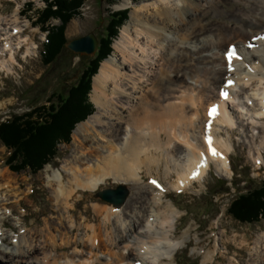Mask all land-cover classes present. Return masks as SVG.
Segmentation results:
<instances>
[{
    "label": "bare ground",
    "instance_id": "bare-ground-1",
    "mask_svg": "<svg viewBox=\"0 0 264 264\" xmlns=\"http://www.w3.org/2000/svg\"><path fill=\"white\" fill-rule=\"evenodd\" d=\"M122 4L128 5V1ZM226 5L230 9L223 10ZM208 14L223 17L210 26L203 22ZM26 25L19 20V11L10 18L0 12V72L13 71L23 47L26 54L32 52ZM114 47L117 55L104 59L93 76L91 97L96 109L75 127L67 167L52 169L51 174L49 165L45 170L54 185L55 211H62L60 215L64 210L74 214L78 194L88 199L110 178L134 191L123 207L112 202L95 205L102 224H96L98 216L85 219L90 224L76 241L72 236L81 223L72 217H66L65 224L47 220L45 229L15 230L10 238L9 231L2 228L10 226L3 219L7 211L0 208V254L4 256L0 261L171 264L187 242L188 232L176 235L178 210L164 197L170 190L201 181L212 165L219 175L229 176L234 144L230 135L224 139L217 132L243 127L249 153L262 162L264 0L145 2L130 11ZM231 48L238 58H233L229 70L226 53ZM221 91L228 94L226 99ZM212 105L217 106L214 113L209 111ZM203 108L204 115L200 113ZM209 138L216 155L209 152ZM169 149L185 152L183 160L173 166L166 163L162 179L153 176L144 183V169L152 174L153 166L161 164ZM4 175L0 174V185L7 179ZM25 220L23 213L16 222ZM71 245L74 250L70 253L50 251ZM254 254L253 262L264 264V233L258 236ZM206 257L211 260L212 252Z\"/></svg>",
    "mask_w": 264,
    "mask_h": 264
},
{
    "label": "rangeland",
    "instance_id": "rangeland-1",
    "mask_svg": "<svg viewBox=\"0 0 264 264\" xmlns=\"http://www.w3.org/2000/svg\"><path fill=\"white\" fill-rule=\"evenodd\" d=\"M127 1L128 5L124 6L123 0H86L80 8V14L72 18L67 24L66 38L69 41L92 31L101 37L105 35L110 14L116 10L127 9L125 20L117 26V34L112 37L111 54L107 56L117 55L114 42L118 38L122 26L127 22L130 11L133 8H140L141 4L145 2L154 0ZM45 6L46 0H0L1 14L10 18L12 14L14 15L19 11V20L21 23L27 24V33L32 40V52L26 54V47H23L17 55L19 62L15 63L13 71L3 69L0 72V121L13 115L31 111L35 106L47 105L50 103V99L58 100V94L67 93L68 87L77 82L87 63L84 56L88 55L75 53L68 47H65L53 62L44 63L40 51L46 39L47 31H43L40 25L35 24V22L38 11ZM225 8L230 9L228 5L223 10ZM206 17L203 22H210L209 25L213 26L218 24L223 16L208 14ZM47 24L60 25L62 21L52 17ZM96 53L92 56H95ZM6 57H9L7 52ZM103 60L100 61V65ZM91 91L90 89L88 99L93 105V113L96 105L92 100ZM204 112V108L200 109L201 114L204 115ZM91 114L82 121H85ZM82 121L74 125L68 141L61 140L58 142L56 155L37 171L31 167H25L19 171L12 170L7 164L11 149L4 145L0 139V174L3 172L6 175L4 177L7 178L0 185V208L7 211V215L3 219L10 224V226H3L2 228L9 231L10 238L11 235H14L15 230L21 229L29 232L34 229H45L47 220L57 224H65L66 217H72L76 223H81L72 236V240L76 241V239L81 238L83 231L90 224L85 219L98 216L99 219L96 224H102L103 217L98 214L95 205L106 206L110 202L98 196L97 192L106 188H116L119 184L124 183L116 182L114 178H110L107 184H103L99 189L92 191L90 198L83 199L78 194L74 214H69L67 210H64L63 214L60 215L62 211H55L58 207L53 198L54 185L48 180L45 170V167L49 165L51 168L49 173L51 174L52 169L64 170L67 167L68 156L74 146L73 131L77 124ZM200 124H205L204 119L201 120ZM245 133L243 127H234L231 130L226 128V130L217 132L218 135L222 134L224 139L230 137L234 144L233 150L229 154L231 173L228 174V177L219 175L212 165L208 174L201 181H196L185 189L170 190L166 193L164 200H171L178 210L176 235L188 232L187 242L177 250L171 264H256L253 262V259L257 257L254 254L255 245L258 236L264 233V215H261L259 221L242 222L234 218L229 212L230 203L238 193L246 192L264 180V151H262V162L255 161L249 153L248 144L245 142ZM258 143L259 141L255 140V144ZM166 152L162 156L161 164L153 166L152 174L144 169V183L150 182L153 176L162 179L166 163L173 166V164L181 162L185 153L171 152L170 149ZM174 179L171 177L170 180L173 181ZM221 180L226 181V183L223 185ZM126 186L129 190L127 201L134 189L130 188V185ZM224 186L229 187V191H223ZM23 213L26 214V220L17 223L16 219ZM26 222L28 226L25 225ZM7 246L12 248L13 244ZM73 250L74 245L67 249L59 251L51 249L50 251L61 255ZM208 252L213 254L211 260L206 259ZM98 254L100 256L106 255L103 252ZM0 258L4 259V256L2 257L0 254ZM0 264L8 263L0 261Z\"/></svg>",
    "mask_w": 264,
    "mask_h": 264
},
{
    "label": "trees",
    "instance_id": "trees-1",
    "mask_svg": "<svg viewBox=\"0 0 264 264\" xmlns=\"http://www.w3.org/2000/svg\"><path fill=\"white\" fill-rule=\"evenodd\" d=\"M86 0H46V6L38 11L35 24L47 31L43 42L41 57L45 64L53 62L66 47L67 24L80 14ZM31 4V3H30ZM127 9L116 10L110 14L105 35L99 38V49L95 56H84L87 63L76 83L68 87L65 94H58V100L49 104L35 106L31 111L13 115L0 121L1 142L11 149L7 158L12 170L19 171L31 167L37 171L49 163L56 155L59 141H68L74 125L84 120L93 111L88 99L92 90L93 76L98 72L100 61L111 54V40L117 34V26L126 18ZM52 17L62 21L60 25L47 24ZM223 185L226 181H222ZM229 191L224 186L223 191ZM230 214L242 222L259 221L264 215V180L259 185L240 192L229 206Z\"/></svg>",
    "mask_w": 264,
    "mask_h": 264
},
{
    "label": "water",
    "instance_id": "water-1",
    "mask_svg": "<svg viewBox=\"0 0 264 264\" xmlns=\"http://www.w3.org/2000/svg\"><path fill=\"white\" fill-rule=\"evenodd\" d=\"M66 47L81 55H94L99 47V38L92 31L86 35L72 38L66 43ZM129 194L128 188L124 184H119L116 188H106L97 192V195L108 202L121 206L126 201Z\"/></svg>",
    "mask_w": 264,
    "mask_h": 264
},
{
    "label": "snow or ice",
    "instance_id": "snow-or-ice-1",
    "mask_svg": "<svg viewBox=\"0 0 264 264\" xmlns=\"http://www.w3.org/2000/svg\"><path fill=\"white\" fill-rule=\"evenodd\" d=\"M226 58L227 60L229 61V70H231V61L233 60V58H238L236 57V53H235V49L234 48H231L229 49V51L226 53ZM229 86H231L232 84V81H228L227 82ZM221 96L224 97L225 99L227 98V93L224 92V91H221ZM212 111L214 112L215 111V106L213 107ZM208 143L210 145L209 147V152L212 154V155H216V150L214 148L211 147V141H210V138L208 140ZM195 175H198V172H193V176ZM151 183L153 184H156L157 187H159V185L157 184V182L155 180L151 181Z\"/></svg>",
    "mask_w": 264,
    "mask_h": 264
}]
</instances>
